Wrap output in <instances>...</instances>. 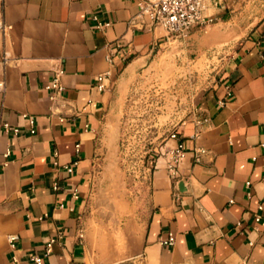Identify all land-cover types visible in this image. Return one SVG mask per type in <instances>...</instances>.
<instances>
[{"label":"crops","instance_id":"1","mask_svg":"<svg viewBox=\"0 0 264 264\" xmlns=\"http://www.w3.org/2000/svg\"><path fill=\"white\" fill-rule=\"evenodd\" d=\"M136 13L133 0H0V124L20 130H0V264H35L32 254L44 264L99 263L84 222L90 199L121 224L120 245L107 246L103 262L128 255L132 264H264V0H215L207 11L215 23L186 37ZM227 47L172 130L186 148L180 179L167 171L178 144L169 135L132 203L117 113L128 88L168 49L202 56ZM59 69L65 90L54 103L44 86ZM107 74L99 90L97 77ZM24 115L36 117L34 134ZM197 149L206 151L200 162ZM169 233L176 241L166 247Z\"/></svg>","mask_w":264,"mask_h":264},{"label":"rangeland","instance_id":"2","mask_svg":"<svg viewBox=\"0 0 264 264\" xmlns=\"http://www.w3.org/2000/svg\"><path fill=\"white\" fill-rule=\"evenodd\" d=\"M178 50L168 49L156 64L138 76L128 88L124 103L117 108L121 116L119 164L132 203L140 200L146 169L156 157L158 146L189 116L196 93L216 76L228 47L202 56L188 48L181 55ZM110 211L91 199L86 207L84 222L91 231V253L101 260L94 264H132L128 255L118 257L116 262H103L107 246L120 245L121 224Z\"/></svg>","mask_w":264,"mask_h":264},{"label":"built area","instance_id":"3","mask_svg":"<svg viewBox=\"0 0 264 264\" xmlns=\"http://www.w3.org/2000/svg\"><path fill=\"white\" fill-rule=\"evenodd\" d=\"M137 6V13L134 17V20L144 21L150 27L161 26L163 27L169 34L170 37L179 36L186 37L193 28L204 29L213 23H215V18L207 15V11L215 0H133ZM111 25L110 22L105 24H98L97 28L104 29ZM0 30L5 31L6 25L2 18H0ZM119 46V45H118ZM110 62L112 58L109 57ZM64 70H57L51 81L44 86V89L49 92V99L56 103L62 97L64 93V86L62 84V77L64 76ZM108 77L107 75H99L97 77V88L99 90H104L106 88L104 81ZM5 92V82L0 81V94H4ZM232 97V91L230 89L227 90V94L223 100H221V104L225 105L226 102ZM24 117L28 120L30 125V132L34 134L36 117L27 116ZM0 130H4L6 132H14L19 133L20 130L18 128H14L8 122H2L0 124ZM170 138L177 140V146L169 152V161L167 165V171L175 183L180 179L179 174V166L181 162L184 160L186 155V148L184 142L181 140V136L177 130H174L170 133ZM80 151V144L76 145V153ZM206 153L203 149H197L194 152L195 162H200L202 156ZM9 155V152L6 153V156ZM155 158L149 163L146 169V177L150 176L153 168H154ZM76 163L67 166V173H73L74 166ZM250 185V183H248ZM54 189H58V186L55 185ZM174 199H179V192H175ZM262 209V206L260 207ZM261 220V216L258 215L256 217V221L259 222ZM83 234H80V237L83 238ZM17 236H10V242H15L17 240ZM176 241V236L173 233H169L165 238L161 239V244L163 246H173ZM55 240H50L46 245V255H49L52 252V246ZM31 260L35 264H44L43 258L38 256L37 254L30 255Z\"/></svg>","mask_w":264,"mask_h":264}]
</instances>
